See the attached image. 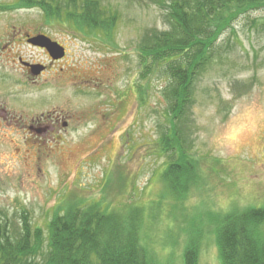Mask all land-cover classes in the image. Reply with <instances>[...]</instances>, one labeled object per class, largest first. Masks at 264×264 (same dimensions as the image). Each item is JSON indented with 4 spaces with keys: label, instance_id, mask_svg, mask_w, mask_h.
I'll use <instances>...</instances> for the list:
<instances>
[{
    "label": "rangeland",
    "instance_id": "1",
    "mask_svg": "<svg viewBox=\"0 0 264 264\" xmlns=\"http://www.w3.org/2000/svg\"><path fill=\"white\" fill-rule=\"evenodd\" d=\"M17 1L0 0V108L14 116L10 123L0 116V212L11 228L20 231L25 213L47 236L55 211L75 201L123 212L137 206L140 241L154 264H184L191 239L198 264H221L223 216L264 207V8L239 13L197 80L189 125L199 176L177 198L163 179L167 156L158 145L168 77L143 81L137 50L148 30L167 29L163 11L154 0H101L119 13L107 40L48 23L38 8L1 9ZM16 30L47 34L69 55L28 81L18 56L41 52L20 42L4 50ZM144 84L146 102L137 87ZM55 116H67L68 128L29 129Z\"/></svg>",
    "mask_w": 264,
    "mask_h": 264
},
{
    "label": "trees",
    "instance_id": "2",
    "mask_svg": "<svg viewBox=\"0 0 264 264\" xmlns=\"http://www.w3.org/2000/svg\"><path fill=\"white\" fill-rule=\"evenodd\" d=\"M164 13L166 30H148L137 47L142 80L163 72L167 125L158 145L167 156L163 179L169 192L183 197L196 181L189 120L199 76L214 62L217 40L232 28L239 13L264 8V0H154ZM38 8L48 23L58 22L84 35L113 37L119 13L101 0H18L3 10ZM247 12V11H245ZM102 36V37H103ZM100 38V37H99ZM146 102V85L137 86ZM144 215L140 207L114 210L101 202L75 201L55 211L48 235L23 214L20 231L0 212V264H154L140 241ZM221 220V219H220ZM221 264H264V207H235L218 227ZM191 241L184 264H198Z\"/></svg>",
    "mask_w": 264,
    "mask_h": 264
},
{
    "label": "flooded vegetation",
    "instance_id": "3",
    "mask_svg": "<svg viewBox=\"0 0 264 264\" xmlns=\"http://www.w3.org/2000/svg\"><path fill=\"white\" fill-rule=\"evenodd\" d=\"M40 35H44V36L48 37L49 39H51L53 42H57L60 46H62L65 49V56L62 59H60V60H54L51 57V55H50V53L48 52L47 49L41 48V47H38V46H34L33 44L30 43L31 39H33L35 37H38ZM9 37L10 38L8 40V43H6L2 47L4 50L9 48L7 45L12 47L15 44H17L18 42H20L22 45L26 44L30 48H32L33 50H37L38 52H41V54H35V56H33L32 59H25L21 55L18 56V61L20 62L21 66L23 67L24 76H25L26 80H28V81L32 80L33 78L37 79V78H40V77H44L45 75H47L49 73V71L51 70V68L54 65L65 61L66 58L69 55V49H68V47L65 44H62V43L54 40L53 38H51L50 36H48L47 34H44L42 32L29 33L28 31L16 30V33L15 34H11ZM42 56L46 57V59H41ZM33 66H36V67H38V70L39 69L41 70L39 75H37V76L33 75V71H34V69L32 68ZM61 71H62V69H61ZM83 83H85V82H83ZM0 116L2 118H4V120L6 122L10 123V122L14 121V116H12L8 112V110L5 108V106H3V108H0ZM74 117L75 116L73 115V118ZM66 119H67V116H65V118H61L59 116H55V118L51 121L50 125H43V124L42 125H38L39 128H38V126L30 125L29 129L31 131H35V132H44L48 128H50L51 130H54L56 128V126H59V127L62 126L64 128H68L69 122ZM74 120H75V118H74Z\"/></svg>",
    "mask_w": 264,
    "mask_h": 264
},
{
    "label": "water",
    "instance_id": "4",
    "mask_svg": "<svg viewBox=\"0 0 264 264\" xmlns=\"http://www.w3.org/2000/svg\"><path fill=\"white\" fill-rule=\"evenodd\" d=\"M30 43L34 46L45 48L50 53L54 60H60L65 56V49L60 46L57 42H53L51 39L44 35H40L30 40ZM33 75L37 76L40 74L41 70L38 67L33 66Z\"/></svg>",
    "mask_w": 264,
    "mask_h": 264
}]
</instances>
